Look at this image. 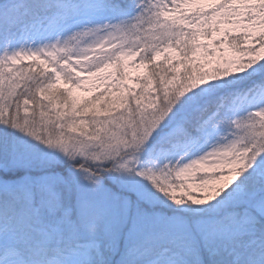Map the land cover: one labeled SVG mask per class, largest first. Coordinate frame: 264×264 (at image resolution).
Returning a JSON list of instances; mask_svg holds the SVG:
<instances>
[{
  "label": "snow or ice",
  "instance_id": "1",
  "mask_svg": "<svg viewBox=\"0 0 264 264\" xmlns=\"http://www.w3.org/2000/svg\"><path fill=\"white\" fill-rule=\"evenodd\" d=\"M104 17L114 22L101 23ZM45 21L52 26L47 44L0 55V125L5 128L0 175L24 170L22 184L41 187L43 212L76 238L73 256L79 264L95 248L94 241L80 237L83 229L94 231L95 213L87 204L79 214L62 206L59 186L65 177L28 174L54 167L60 161L57 152L14 145L7 135V129L24 133L73 159L58 139L40 135L39 125L52 109L67 119L90 122L88 139L82 137L81 144L97 147L103 163L93 174L91 166L74 162L83 180L96 185L102 174H134L177 204L185 197L206 203L224 192L210 208L227 215L204 225L205 232L210 238L251 235L237 264H264V236L253 234L257 223H264V0H14L8 10L0 8V40L38 31ZM96 33L104 38L72 52L74 44ZM81 57L89 60L86 67ZM128 65L147 71L130 77L122 71ZM203 65L209 68L201 70ZM81 72L95 77L94 87L101 90L74 95L73 88L87 91ZM236 73H244L242 92L200 103V94L216 87L208 82L229 78L220 81L228 84ZM61 77L67 87L59 86ZM229 105L238 112L227 118L233 131L222 144L172 158L177 149H189L210 127L224 123L218 113ZM149 146L164 161L160 167L130 166L129 160ZM113 178L128 182L124 175Z\"/></svg>",
  "mask_w": 264,
  "mask_h": 264
},
{
  "label": "rangeland",
  "instance_id": "2",
  "mask_svg": "<svg viewBox=\"0 0 264 264\" xmlns=\"http://www.w3.org/2000/svg\"><path fill=\"white\" fill-rule=\"evenodd\" d=\"M13 2L14 0H9L8 4L0 5V8L6 11ZM100 22L113 23L114 21L104 17L100 18ZM51 28L52 26L45 21L39 26L38 31L22 32L10 39L0 40V55L5 51L11 52L20 48L35 49L38 46H44L48 43L46 37ZM103 38L102 33L89 35L84 38L83 42L74 44L72 52L79 53L85 47V43ZM134 39V37L127 38L128 41ZM63 54L58 53L57 55ZM89 55L92 54L89 53ZM24 63L27 64L28 61L25 60ZM88 63V59L81 57L82 67H86ZM124 69L130 77L143 76L146 70L134 65H128ZM47 70L52 71V66L49 65ZM77 71L79 70L77 69ZM78 75L85 78L89 77L84 72L78 73ZM232 76L235 79L228 84L208 82L211 85H216V87L209 92L201 93L200 103L214 104L228 92H242L245 88L242 79L244 73H236ZM97 83V80L84 83V88L87 91L73 88V92L81 97L90 96L101 90L94 87ZM129 83L134 82L130 81ZM59 86L61 88L67 87L63 77H61ZM237 112L238 110L231 105L226 107L224 113H218V119H223L224 123H218L210 127L207 134L200 136L189 149H177L172 158L189 153L200 154L217 143L222 144L224 139L229 137L233 131L227 123V118L237 114ZM61 143L67 151L74 150L77 159L82 161H87L90 148L98 149L91 143L84 146L81 141ZM27 147H31L40 153L55 151L60 157V162L67 161L65 163H69L67 158L63 157L58 150L49 149L45 144H34ZM128 151L131 152L130 149ZM136 156V160H129L130 166L159 168L164 162L156 156L155 150L151 146L147 150L137 153ZM87 163L90 164L91 162ZM98 163L103 162L99 161ZM68 166L71 170L72 166L70 164ZM43 172L44 167H37L29 170L28 174L39 175ZM55 172L58 174L63 173ZM72 175H75L79 184L80 210L78 214L81 212L82 204H87L88 209L95 213L94 231L89 233L86 229H83L80 237L86 241H94L95 248L91 250L92 254L90 256L102 257L107 264H205L206 259L221 254L234 264L241 255V251L244 250L245 242L252 238L251 235L237 238L227 234H220L221 237L217 236L215 238L208 237L204 230V225L208 224L206 219H210V215L218 214V210L211 209L210 206L214 205L224 192L206 203L195 204L185 197L181 203L177 204L169 195L160 191L150 181L134 174H102L100 182L96 185L83 180L82 175H79L76 170L72 172ZM122 175L128 177V182H120L113 178ZM13 179L20 181L17 188L20 195H26V199L31 196L33 205L36 206L39 197L36 196L34 188L22 184L20 177ZM224 191H227V189ZM200 198L202 199V196ZM77 217L78 222L83 221L82 215ZM256 229L255 227L253 234L259 238L256 235Z\"/></svg>",
  "mask_w": 264,
  "mask_h": 264
},
{
  "label": "clouds",
  "instance_id": "3",
  "mask_svg": "<svg viewBox=\"0 0 264 264\" xmlns=\"http://www.w3.org/2000/svg\"><path fill=\"white\" fill-rule=\"evenodd\" d=\"M68 152L73 154V159L68 160L72 167L74 162L91 166L93 174L101 167L98 162L103 160V154L96 148L89 149L87 161L78 160L74 150ZM19 185L20 181L0 175V264H79L73 256L76 238L43 212L41 187L33 186L39 197L34 206L31 196L25 200L17 191ZM83 264L107 262L102 257L89 256Z\"/></svg>",
  "mask_w": 264,
  "mask_h": 264
},
{
  "label": "trees",
  "instance_id": "4",
  "mask_svg": "<svg viewBox=\"0 0 264 264\" xmlns=\"http://www.w3.org/2000/svg\"><path fill=\"white\" fill-rule=\"evenodd\" d=\"M9 0H0V5L8 4ZM209 68V65H203L201 70H205ZM108 71H112V69H108ZM122 71H126L124 68ZM147 69L145 70L144 74L146 73ZM128 74V73H127ZM100 75H103L101 73ZM129 76V74H128ZM228 79V78H220L218 82L221 83V80ZM96 80L95 77H88L85 79L84 83H89L91 81ZM53 82L55 83V80L53 78ZM128 83L130 81H127ZM201 86H197L196 89H193V91H198ZM74 95L81 97L80 95H77L73 92ZM77 115H80L77 113ZM90 122L89 121H73L71 119H67L65 116L58 115L56 113L55 109L51 110V115L46 116V118L40 123L39 125V132L40 135L44 138H56L60 142H67V141H81V138L88 139L87 133L90 131ZM99 127V125H97ZM5 135V128L4 126L0 125V137ZM7 135L10 138L11 142L15 144H20L24 147H27L28 145H34V144H43L40 141L33 140L31 137L27 136L24 133L13 131L12 129H7ZM64 162H58L54 167H48L44 168L43 173L51 172V173H57L63 172L59 174L62 177H65V183L59 186V193H60V199L62 202V206L65 208H71L73 209L77 214L80 210V197H79V184L76 181L75 175H72V172L75 170L72 168L70 170V167L68 164ZM54 171V172H53ZM72 171V172H70ZM25 172L23 170H19L17 173L13 174L12 178H19L21 177ZM58 174V173H57ZM224 195V194H223ZM222 195V196H223ZM24 199H26V195H21ZM218 214L216 215H210V219H206V222L208 224H214L218 223L220 221H223L225 216L227 215L226 211H217ZM78 218V217H77ZM256 235L258 237L264 236V223L258 222L256 225ZM221 237V235H218ZM245 249L241 251V254L244 253ZM212 257L211 259H206L205 264H233L230 259H226L222 256ZM237 264V262L235 263Z\"/></svg>",
  "mask_w": 264,
  "mask_h": 264
}]
</instances>
